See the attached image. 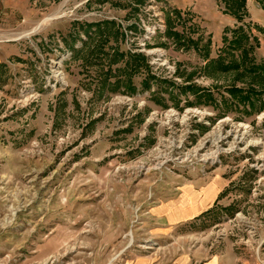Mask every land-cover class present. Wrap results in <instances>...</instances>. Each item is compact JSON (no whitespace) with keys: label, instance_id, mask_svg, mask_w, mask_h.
I'll return each mask as SVG.
<instances>
[{"label":"rangeland","instance_id":"374dc122","mask_svg":"<svg viewBox=\"0 0 264 264\" xmlns=\"http://www.w3.org/2000/svg\"><path fill=\"white\" fill-rule=\"evenodd\" d=\"M247 9L238 23L217 0H0V264H264V108L210 64L239 25L264 59L263 1ZM167 11L197 48L164 35ZM218 177L212 210L156 229L176 184Z\"/></svg>","mask_w":264,"mask_h":264},{"label":"trees","instance_id":"16d2710c","mask_svg":"<svg viewBox=\"0 0 264 264\" xmlns=\"http://www.w3.org/2000/svg\"><path fill=\"white\" fill-rule=\"evenodd\" d=\"M145 0H136L138 4H142ZM224 7V14L233 17L238 23H243L244 19L248 15L247 0H217ZM263 5H264V0ZM166 25L167 30L164 34L169 39H172L178 48H191L194 46L198 47L197 42L188 40L186 34H180L175 30L179 14L177 12H166ZM105 26H115L113 23H104L96 25L99 28ZM223 42L226 48H223L221 54L216 61H210L212 67H218L220 73H234L238 77V81L246 79L243 83L246 88L238 87V85L232 86L228 92L232 95L239 105H251L253 110H259L261 112L264 108V59L258 62L256 58V52L260 48L259 39L254 36L249 26L246 28L243 25L236 26L234 29L227 28L225 31ZM231 33L229 38L227 35ZM91 34H88L89 38ZM227 44V45H226ZM72 51H75L72 48ZM118 51V49H116ZM210 53L206 51V57H209ZM226 55V56H224ZM124 56V54H121ZM224 56V57H223ZM134 60H142L145 62V58L142 56H135ZM146 63V62H145ZM141 69V66H138ZM148 69V65H146ZM147 87L149 85L147 84ZM257 102H262L261 107H258Z\"/></svg>","mask_w":264,"mask_h":264},{"label":"crops","instance_id":"0c3cea01","mask_svg":"<svg viewBox=\"0 0 264 264\" xmlns=\"http://www.w3.org/2000/svg\"><path fill=\"white\" fill-rule=\"evenodd\" d=\"M13 50L14 48H10L9 51L13 52ZM8 59L7 56L0 54V64H3V66H6L9 62ZM176 185L178 191L172 194L174 196L168 197L169 199H162L163 201L152 209L154 217L161 221L156 229L170 234L177 227L195 221L212 210L226 188V183L221 177L216 178L209 184L200 181H186ZM220 260V258H213L208 264H220Z\"/></svg>","mask_w":264,"mask_h":264},{"label":"bare ground","instance_id":"6f19581e","mask_svg":"<svg viewBox=\"0 0 264 264\" xmlns=\"http://www.w3.org/2000/svg\"><path fill=\"white\" fill-rule=\"evenodd\" d=\"M217 140H218V139H217ZM221 151H223V150L217 145V150H216L215 152L209 154V155H206V156H205L206 158H204V160H208V159H210V158H213V159H214V158H217V156L221 153ZM160 156H163V155L160 154ZM167 157H168V156H164V157H162V158L167 159ZM163 163H164V162H163ZM163 163L160 162V163L158 164L159 167L162 166Z\"/></svg>","mask_w":264,"mask_h":264},{"label":"built area","instance_id":"2783aa9c","mask_svg":"<svg viewBox=\"0 0 264 264\" xmlns=\"http://www.w3.org/2000/svg\"><path fill=\"white\" fill-rule=\"evenodd\" d=\"M148 33H150V32L147 31V34H148ZM154 34H155V33H154ZM140 51H143V50H140ZM217 157H218V156H217ZM210 159L213 160L214 162L217 161L216 158H214V159H213V158H210ZM208 160H209V159H208ZM203 161H205V160H203Z\"/></svg>","mask_w":264,"mask_h":264}]
</instances>
